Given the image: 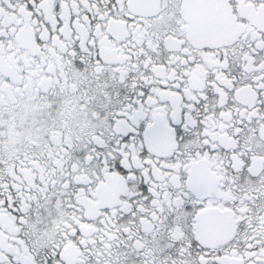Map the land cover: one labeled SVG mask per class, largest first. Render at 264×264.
Wrapping results in <instances>:
<instances>
[{"label": "snow or ice", "instance_id": "snow-or-ice-1", "mask_svg": "<svg viewBox=\"0 0 264 264\" xmlns=\"http://www.w3.org/2000/svg\"><path fill=\"white\" fill-rule=\"evenodd\" d=\"M0 264H264V0H0Z\"/></svg>", "mask_w": 264, "mask_h": 264}]
</instances>
